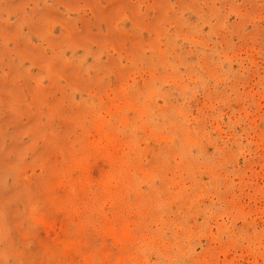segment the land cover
<instances>
[{
    "label": "rangeland",
    "instance_id": "rangeland-1",
    "mask_svg": "<svg viewBox=\"0 0 264 264\" xmlns=\"http://www.w3.org/2000/svg\"><path fill=\"white\" fill-rule=\"evenodd\" d=\"M0 264H264V0H0Z\"/></svg>",
    "mask_w": 264,
    "mask_h": 264
}]
</instances>
